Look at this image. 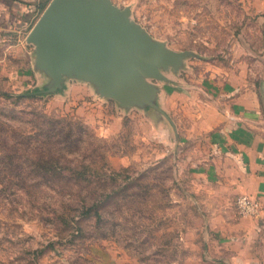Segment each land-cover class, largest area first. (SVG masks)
I'll return each mask as SVG.
<instances>
[{
	"label": "rangeland",
	"instance_id": "rangeland-1",
	"mask_svg": "<svg viewBox=\"0 0 264 264\" xmlns=\"http://www.w3.org/2000/svg\"><path fill=\"white\" fill-rule=\"evenodd\" d=\"M111 1L129 7L153 40L190 54L176 68L159 67L161 79L145 78L157 111L123 107L73 77L45 91L50 78L26 40L45 8L8 35L0 44V264H264V229L242 259L232 255L241 253L235 242L220 249L216 212L233 214L235 204L218 171L201 168L217 158L204 128L217 101L206 84L211 68L215 81L264 71L258 1ZM34 88L43 94H22ZM84 164L96 171L92 185L108 184L100 217L79 214L61 188V168ZM66 204L77 210L66 216Z\"/></svg>",
	"mask_w": 264,
	"mask_h": 264
},
{
	"label": "water",
	"instance_id": "water-1",
	"mask_svg": "<svg viewBox=\"0 0 264 264\" xmlns=\"http://www.w3.org/2000/svg\"><path fill=\"white\" fill-rule=\"evenodd\" d=\"M129 14V7L111 0H50L26 37L34 45L35 68L50 78L45 91L73 77L91 82L123 107L161 111L156 89L145 78L161 79L159 67L176 68L190 53L153 40Z\"/></svg>",
	"mask_w": 264,
	"mask_h": 264
},
{
	"label": "crops",
	"instance_id": "crops-1",
	"mask_svg": "<svg viewBox=\"0 0 264 264\" xmlns=\"http://www.w3.org/2000/svg\"><path fill=\"white\" fill-rule=\"evenodd\" d=\"M49 2L0 0V44L6 42L12 32L30 23ZM256 2L255 12L264 15V0ZM213 69L206 84L215 93L217 101L212 98L211 114L208 121H204V128L209 131L206 135H209L210 153L216 154L217 158L209 159L205 164L207 167L203 165L201 168H210V177L214 176L215 170L218 171L227 200L235 204L233 214L227 213L226 208L216 212V220H221V225L216 228L222 235L219 237V248L225 250L235 242L241 250L254 237L259 240V234L264 229V71L253 79L248 73L245 77L238 73L222 81L218 77L215 81L217 75ZM241 195L257 198L260 203L257 215L238 213L235 201ZM243 250L238 255H232L242 259ZM218 260L219 264L226 263L220 258Z\"/></svg>",
	"mask_w": 264,
	"mask_h": 264
},
{
	"label": "trees",
	"instance_id": "trees-1",
	"mask_svg": "<svg viewBox=\"0 0 264 264\" xmlns=\"http://www.w3.org/2000/svg\"><path fill=\"white\" fill-rule=\"evenodd\" d=\"M22 94L25 96H38L43 93L38 88H34L27 89ZM45 170L49 172L53 171L51 167H48ZM92 172L96 171L89 169L87 164L80 165V168L62 167L61 174H65L64 176L67 177V182L61 185V188H63L64 196L68 201H78L79 204H81L79 214L92 216V212L96 217H100V208L102 205H99L109 196V191L106 189L108 184L92 185L87 179V176H91L90 174ZM78 179L83 180L86 185L80 183ZM92 188L98 189L96 194L94 193V190H91ZM75 208L77 207L66 204L64 214L69 216L71 211L77 210ZM61 219L63 220V217ZM63 224L66 227L69 226V223L66 220L63 221Z\"/></svg>",
	"mask_w": 264,
	"mask_h": 264
},
{
	"label": "built area",
	"instance_id": "built-area-1",
	"mask_svg": "<svg viewBox=\"0 0 264 264\" xmlns=\"http://www.w3.org/2000/svg\"><path fill=\"white\" fill-rule=\"evenodd\" d=\"M236 205L240 215L255 216L260 211V203L257 198L248 195L239 196Z\"/></svg>",
	"mask_w": 264,
	"mask_h": 264
}]
</instances>
